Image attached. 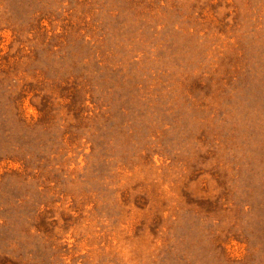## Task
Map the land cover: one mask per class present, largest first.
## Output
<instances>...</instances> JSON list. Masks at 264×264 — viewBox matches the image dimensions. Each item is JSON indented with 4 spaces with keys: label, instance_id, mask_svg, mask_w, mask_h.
I'll list each match as a JSON object with an SVG mask.
<instances>
[{
    "label": "rangeland",
    "instance_id": "obj_1",
    "mask_svg": "<svg viewBox=\"0 0 264 264\" xmlns=\"http://www.w3.org/2000/svg\"><path fill=\"white\" fill-rule=\"evenodd\" d=\"M0 264H264V0H0Z\"/></svg>",
    "mask_w": 264,
    "mask_h": 264
}]
</instances>
